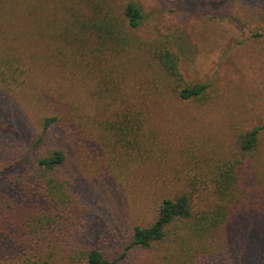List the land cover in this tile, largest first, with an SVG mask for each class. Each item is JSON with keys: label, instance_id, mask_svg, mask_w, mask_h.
Wrapping results in <instances>:
<instances>
[{"label": "rangeland", "instance_id": "1", "mask_svg": "<svg viewBox=\"0 0 264 264\" xmlns=\"http://www.w3.org/2000/svg\"><path fill=\"white\" fill-rule=\"evenodd\" d=\"M128 1H111L119 18ZM133 1L145 17L126 23L129 44L111 51L75 36L73 9L101 0H0V264L37 247L30 224L41 202L27 162L55 146L68 154L73 209L40 264H85L75 254L90 246L115 264H193L168 239L122 256L164 197L191 192L213 206V170L238 157L239 133L264 123V0ZM174 41L185 81L208 83L204 101L180 98L155 57ZM125 114L143 121L140 149L118 135ZM50 115L59 122L38 142ZM259 140L241 174L250 196L200 244L211 264H264V128Z\"/></svg>", "mask_w": 264, "mask_h": 264}, {"label": "trees", "instance_id": "2", "mask_svg": "<svg viewBox=\"0 0 264 264\" xmlns=\"http://www.w3.org/2000/svg\"><path fill=\"white\" fill-rule=\"evenodd\" d=\"M112 1V0H111ZM110 0H101L93 8L89 7L84 13L78 14L74 10V26L77 28L76 37L88 36L95 38L100 49L106 47L111 51H118L129 44L130 38L126 23L131 28H137L144 19V12L137 2L129 0L123 7V18H119L112 7ZM81 30V31H80ZM176 51L168 42H160L155 57L164 68L166 75L174 84L178 96L184 100L204 101L208 92V83H188L180 69V50L178 43L174 41ZM128 114L123 116L119 123L118 135L124 137V142L131 143L140 149L143 127L142 120L134 121ZM126 118V119H125ZM59 122L56 115L46 116L43 120V133L39 136L41 142L51 128ZM264 123L250 130L241 132L237 136L238 157L232 162L218 165L211 175V184L217 201L209 208L199 206L191 192H180L175 197H164L158 207L154 221L149 225H135L132 233V242L127 245L126 252L133 246L151 247L154 243L170 240L175 249L182 251L185 261L193 264H211L212 253H207L200 244L216 237L219 228L225 227L228 222L240 211L246 196L241 187V174L247 163L248 154L254 152L260 143V132ZM133 135V136H132ZM132 136V142H130ZM123 140V138L121 139ZM68 154L55 146L47 150L41 156L27 162L29 169L26 172V182L31 188H36V199L41 202L32 213L33 222L30 224V232L37 247L22 257L21 264H40V259L46 251V241L51 239L50 232L56 229L57 223L62 222L65 214L73 209L74 196L71 193L72 182L68 176ZM264 193V189L260 188ZM264 206L261 202L260 204ZM83 254L85 264H115L101 250L95 246L83 248L75 254V260ZM176 260L181 262L183 258L176 254ZM46 260L43 261V264ZM189 264V263H188Z\"/></svg>", "mask_w": 264, "mask_h": 264}]
</instances>
